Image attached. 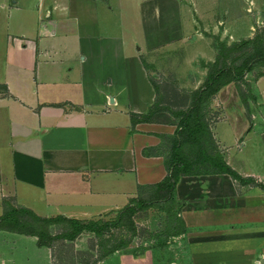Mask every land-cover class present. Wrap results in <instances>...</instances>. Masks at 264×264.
I'll return each mask as SVG.
<instances>
[{
	"label": "crops",
	"instance_id": "0c3cea01",
	"mask_svg": "<svg viewBox=\"0 0 264 264\" xmlns=\"http://www.w3.org/2000/svg\"><path fill=\"white\" fill-rule=\"evenodd\" d=\"M144 5L139 0L134 22L119 3L113 35L110 0H0V218L23 208L41 218L103 219L169 174L161 151L176 126L132 120L157 98L143 63V49L157 40ZM255 86L264 113V76ZM223 106L214 137L247 180L182 176L172 196L183 203L182 231L171 236L178 249L160 259L112 253L98 264H264V118L250 119L237 95ZM0 235L17 237V247L27 240L49 248L36 235ZM4 248L0 264H17Z\"/></svg>",
	"mask_w": 264,
	"mask_h": 264
},
{
	"label": "rangeland",
	"instance_id": "374dc122",
	"mask_svg": "<svg viewBox=\"0 0 264 264\" xmlns=\"http://www.w3.org/2000/svg\"><path fill=\"white\" fill-rule=\"evenodd\" d=\"M110 2L115 9L110 19L113 23L115 21L116 25L108 30L113 35H117L121 30L120 18H118L119 3L128 7L135 22L139 15V0H110ZM155 9L159 10L158 17H155ZM143 10L148 26L153 25V29H149L150 35L153 34L151 38L160 42L156 43L158 42L156 40L155 47L147 46L148 49H143V63L148 76L159 88L157 99L161 105L169 106L173 111L178 108L189 109L194 103L196 100L194 92L203 86L207 72L219 62L222 44L229 47L246 39H255L264 45V0H145ZM129 23H132L130 16L126 21L127 25ZM137 37L136 47L142 46L139 40L142 35L138 34L135 38ZM252 50L253 46L250 45L242 55L247 53L246 57H248ZM241 51L244 49L239 52ZM239 52H232L231 57H227L228 66L233 67L241 63L242 58L231 62L233 56ZM259 75L264 76L263 63L254 64L250 70H245L243 80L230 83L231 86L224 87L222 92L208 96L199 103L201 113L212 132L216 123L226 118L224 101L235 100L236 95L240 98L241 93L248 95L249 112L245 108L248 117L253 119V116H263L264 118L260 102H257L253 90V87L256 88ZM164 113L166 115L162 120L168 123L179 122V118L169 109ZM224 126L226 130L229 128L227 125ZM164 145L162 152L167 151L166 147L170 145L169 139ZM217 148L221 152L218 143ZM197 152L194 143H185L184 155L193 158ZM253 158L261 163L262 158ZM167 195L168 191L161 189L142 190L130 205V208H134L130 214L128 205L105 214L102 220L112 224L118 219L119 223L110 225L100 236L85 231L73 241L56 239L51 241L52 247L38 249L28 246L27 240H21L17 247L12 243L13 238L17 237L0 235V247H5L3 249L5 256H12L18 261L17 264H48V262L98 264L102 261L103 255L113 249H115L114 253L120 252L135 258L146 253L157 255L159 259L168 258L173 253L174 247L178 245V240L171 236L183 228L181 220L177 218L180 205L182 207L183 203L169 200L166 198ZM48 219L51 221L43 222L27 217L28 224L25 228L45 232L53 238L71 229L68 219L58 217ZM124 243L125 246L118 247ZM226 246L217 248H231Z\"/></svg>",
	"mask_w": 264,
	"mask_h": 264
},
{
	"label": "trees",
	"instance_id": "16d2710c",
	"mask_svg": "<svg viewBox=\"0 0 264 264\" xmlns=\"http://www.w3.org/2000/svg\"><path fill=\"white\" fill-rule=\"evenodd\" d=\"M260 42L261 41H256L255 39H246L239 44H234L229 47H226L224 44H222V49L220 50L222 54L219 56V62H216L213 68L207 72V77L204 80L203 86L194 92L197 101L195 100L194 103L189 106V109L182 110L178 108L176 111H173L169 106L161 105L159 100L156 98L155 102L145 113L132 115L133 123L161 121L166 115L164 112L169 109L175 117L179 118V122L177 123L169 121L170 124L176 126V130L174 135L171 137H165L166 143L168 139L170 141V145L166 147L168 150L165 152L161 151L162 153H165V166L169 171V174L161 183L148 185L146 188H155L168 191L166 198L172 200L174 188L182 176L200 174H229L233 179L239 181L247 180L242 178L234 169H232L225 161L224 155L219 152L214 133L209 128L208 123L205 121L204 115L201 113L199 103L206 97L216 94L226 85L233 82L236 83L238 80H243V73L245 70H250L254 64H264V45L262 42ZM250 45L253 46L252 53L248 57H246L247 53L242 55L243 52H246V49H248ZM241 49H244V51L239 52ZM235 51L239 53L233 56L231 62H234L240 58H242V61L239 65H233V67H230L227 64V57H231L232 52ZM261 76L263 75H259V77ZM150 80L157 95L159 93V88L152 79ZM240 99L249 112L248 95L241 93ZM162 121L169 124L164 120ZM186 142L194 143L197 147L198 152L195 157L188 158L186 155H184L183 148ZM128 206V212L130 214L134 208H130V205ZM27 217L30 219L34 218L37 221H51V219L48 218L38 217L27 209L8 208L0 218V229H9L17 232L36 235L39 239L40 245L49 246L50 248L52 247V240L64 239L73 241L85 231L93 232L100 236L105 233V230H107L110 225L119 223L118 219L112 224L102 219L89 221L68 219L71 229L65 230L63 233L56 235L55 238H53L45 232L31 231L26 229L25 227L28 224ZM58 218L62 219L63 217ZM181 231L182 230H177V232L173 235L180 234ZM123 246H125V243L119 245L118 247ZM114 251L115 249L106 252L103 255V258L111 253H114ZM103 258H101V260Z\"/></svg>",
	"mask_w": 264,
	"mask_h": 264
}]
</instances>
